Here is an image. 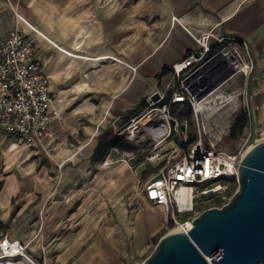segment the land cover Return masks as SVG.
I'll list each match as a JSON object with an SVG mask.
<instances>
[{
	"label": "crops",
	"instance_id": "obj_1",
	"mask_svg": "<svg viewBox=\"0 0 264 264\" xmlns=\"http://www.w3.org/2000/svg\"><path fill=\"white\" fill-rule=\"evenodd\" d=\"M15 29L38 46L35 57L50 78L62 119L52 122L45 151L28 149L19 140L0 141V239L6 235L26 244L38 264H121V255L127 254V233L122 230L127 210L121 203L122 193L110 203L116 208L114 224L99 231L82 226L74 234L55 237L56 225L50 221L61 224L65 216L75 215L67 214V208L57 212L60 202L50 199L101 193V180L105 191L127 188V168L117 165L102 173L95 171L91 159L96 145L76 137L66 139L67 123L88 115L94 126L87 127L99 128L103 115L132 112L144 98L172 83L170 73L162 75L163 69L197 52L196 39L203 33L255 45L264 38V0H0V37ZM55 48L78 54L77 63H85L82 55L86 54L90 64L86 73L75 74L70 110H66L64 98L68 93L55 86V77L45 70L53 61ZM98 64L103 66L97 68ZM58 79L66 80L65 74ZM85 90L88 95L103 97L99 117L95 103H79ZM183 108L173 106L172 115L183 116ZM187 114L190 116L189 110ZM89 176L90 180L77 185ZM88 200L83 206L93 203L91 197ZM154 207H144L137 226L127 228L135 249L166 230L164 210ZM49 242L53 243L48 246ZM50 248L57 250L53 259Z\"/></svg>",
	"mask_w": 264,
	"mask_h": 264
},
{
	"label": "built area",
	"instance_id": "obj_2",
	"mask_svg": "<svg viewBox=\"0 0 264 264\" xmlns=\"http://www.w3.org/2000/svg\"><path fill=\"white\" fill-rule=\"evenodd\" d=\"M196 41L200 49L170 67L168 98L157 90L161 99L151 103V94L147 108L131 121L139 123V118L148 114V124L154 131L140 124L146 127L154 143H158L156 139L167 141L172 137L181 142L164 167L141 186L144 198L164 210V225L171 232L186 233L191 228L200 204H206L202 198L213 195L207 203L227 204L229 198L224 192L231 180H237L235 164L252 145L264 141L263 133L257 136L252 108L248 102L239 103V97L248 93L247 80L253 62L246 53L247 61L243 63L237 44H242L243 49L247 44L213 36L211 32L201 34ZM37 47L34 39L18 29L0 37V141L19 140L28 149L40 152L45 151L52 137V122L60 121L62 116L51 92L50 78L35 57ZM239 74L246 77L244 90L234 86ZM175 105L187 106L190 116L176 119L171 113ZM240 114L245 115L246 123L235 136V152L218 150ZM248 124L252 129H247ZM188 127L195 130L192 135ZM183 188H190L189 196L181 193ZM0 264L38 263L26 244L4 235L0 239Z\"/></svg>",
	"mask_w": 264,
	"mask_h": 264
},
{
	"label": "rangeland",
	"instance_id": "obj_3",
	"mask_svg": "<svg viewBox=\"0 0 264 264\" xmlns=\"http://www.w3.org/2000/svg\"><path fill=\"white\" fill-rule=\"evenodd\" d=\"M43 38L42 36H40ZM39 39L40 43L43 45V39ZM239 46V53H241V57L243 63L247 61L246 53L249 54L250 58L253 62V70L248 76V93L243 94L239 97V103L244 104L248 102L249 107L252 108L254 113V124L255 130L259 134H264V38L259 42H256L255 45L247 44V48L243 49L242 44H237ZM251 45V46H250ZM53 61L50 65H48L45 70L47 74L50 72L55 77V86L59 88L61 86L67 93L68 96H65L67 100L65 101L66 110H70L73 104V87L78 77L75 74L86 73L88 71L89 65L87 60V55H82L86 60L85 63H77L78 54L72 55L70 49L69 50H61L58 48L53 49ZM74 54V53H73ZM76 58V59H75ZM76 60V61H75ZM246 64V63H245ZM97 68L100 64L96 65ZM65 74V79L63 81H59V75ZM53 80V79H52ZM86 81V80H85ZM87 82V81H86ZM246 84V77L244 75L239 74L238 79L236 81V86L240 90H244ZM230 87L229 89H231ZM86 89V88H85ZM160 92L166 94V98H168V92L166 87H161L158 89ZM88 90H85L84 96L80 98L79 103L90 102L91 104H96V108L100 109V112L96 113V117H99L102 111V107L99 106L103 97H97L93 95H88ZM56 96V95H55ZM57 98V96H56ZM110 98V97H109ZM148 98H144L135 110V114H132L131 111L125 112L124 116H118L116 113V117H111L110 115H103L102 124L99 128L89 129L88 126H94V121H91V118L86 116H81L77 120H72L67 123L68 134L66 135V139H73V137L79 138L80 140H84L87 142V145L95 146L103 144V148L106 147L107 150L104 151L105 155L102 159L103 161H96L95 167L93 168L97 172H105L111 170L113 167L117 165H124L127 168V188H121V190L112 189L111 191H105L103 187L104 181L101 180L100 192H92L95 194H89L87 196H83L82 198L76 199V193L70 195L68 198L62 197H53L50 199L52 202H60L59 207H56V211L63 210L67 208V214H74V218L64 217L62 222H57L55 220H51L55 226L54 234L55 237L68 236L69 234H74L83 228L90 227L91 229H95V231L101 230L105 226L109 224H114L112 217H114L115 206L110 207V203L113 204L112 200H114L115 196H118L122 193V205L123 208L127 210V222L122 226L123 233H127L126 238V246H127V254L121 255L120 261L121 264H141L148 256L152 253L155 245L158 240L171 232V228L169 227L168 231H162L154 235L147 240L146 243L142 244L141 249H135L133 238L129 236L127 228H135L136 219L138 218L140 212L144 210L143 208H155L149 203L141 193V186L144 182L150 178L152 175L156 174L161 168L164 167L166 159L172 156L173 152L177 147L181 145L180 140L177 137H172L170 139L159 141L158 143H154L149 135L148 130L145 126L140 123L132 122L134 119L138 118L144 110L148 106ZM168 100V99H166ZM183 113H179L180 117H175L176 119L186 118L184 116H188V108L184 106ZM242 111V107L240 108ZM93 114V113H92ZM94 115V114H93ZM84 126V127H83ZM87 127V128H85ZM252 129V125H247V129ZM73 130H76L74 134H71ZM92 130V133H88L85 135L84 131ZM186 129H182L185 131ZM229 130L227 131V135L224 136L222 142L218 145V150L224 151L226 153L232 154L235 152V148L237 145V139L231 138L229 136ZM187 131L189 134L194 133V129L192 127H188ZM87 138V139H86ZM264 138V135H262ZM94 149V152H95ZM104 150V149H102ZM93 152V155L95 156ZM100 153V152H98ZM164 157V159L162 158ZM174 161L173 159L171 162ZM107 163L108 165H105ZM92 176L87 178H83L80 180L77 185L83 184L87 179L90 180ZM77 186V188H78ZM83 186V185H82ZM238 189L237 180H231L226 188L224 195H226L229 199ZM124 190H126L125 194ZM98 191V190H96ZM91 197L93 203L83 206V201H89L88 198ZM213 198V195H208L202 200L205 201L206 204H200L199 209L197 210V214H200L201 210H208V207H221L222 205H217L211 203H207V200ZM75 199V200H74ZM62 201V202H61ZM106 203V206H105ZM100 205L103 207L101 208ZM103 212V214H101ZM108 218V220H107ZM84 221L85 223L78 224L77 220ZM182 219V218H181ZM48 223V224H51ZM54 237V238H55ZM45 238V236L43 237ZM53 243V242H52ZM48 243V246L52 244ZM57 252L56 248H50L49 254H51V259Z\"/></svg>",
	"mask_w": 264,
	"mask_h": 264
},
{
	"label": "water",
	"instance_id": "obj_4",
	"mask_svg": "<svg viewBox=\"0 0 264 264\" xmlns=\"http://www.w3.org/2000/svg\"><path fill=\"white\" fill-rule=\"evenodd\" d=\"M160 95L150 96L151 103ZM228 203L193 218L185 233L162 236L141 264H264V141L241 156Z\"/></svg>",
	"mask_w": 264,
	"mask_h": 264
},
{
	"label": "trees",
	"instance_id": "obj_5",
	"mask_svg": "<svg viewBox=\"0 0 264 264\" xmlns=\"http://www.w3.org/2000/svg\"><path fill=\"white\" fill-rule=\"evenodd\" d=\"M171 72V69H167V68H164L163 71H162V75H167L168 73ZM132 114H135V112H132ZM245 123H246V117L244 114H240L237 116V118L235 119L233 125L231 126L230 130H229V136L231 138H234L237 133L241 132V130L243 129V127L245 126ZM104 149V150H102ZM107 148L104 147L103 148V144H99L97 145L96 149H95V156L93 155L92 157V162H96L97 160L98 161H103L102 159L104 158V155H105V152ZM100 152V153H98ZM1 224V223H0Z\"/></svg>",
	"mask_w": 264,
	"mask_h": 264
},
{
	"label": "bare ground",
	"instance_id": "obj_6",
	"mask_svg": "<svg viewBox=\"0 0 264 264\" xmlns=\"http://www.w3.org/2000/svg\"><path fill=\"white\" fill-rule=\"evenodd\" d=\"M148 120H149V116H148V114H144V115H142L140 118H139V123H141V124H143V125H146L152 132L154 131L153 129H152V127L150 126V124H148ZM154 134V133H153ZM158 142H159V140L158 139H156ZM263 141V140H262ZM181 193H183V194H187L188 196H189V194H190V188H183L182 190H181ZM188 226H190V224L188 225ZM175 232V231H174Z\"/></svg>",
	"mask_w": 264,
	"mask_h": 264
}]
</instances>
